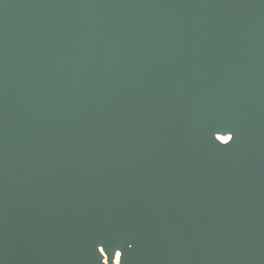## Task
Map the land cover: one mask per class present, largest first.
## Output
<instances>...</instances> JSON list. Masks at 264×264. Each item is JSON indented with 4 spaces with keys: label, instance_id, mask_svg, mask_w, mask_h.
Segmentation results:
<instances>
[{
    "label": "water",
    "instance_id": "1",
    "mask_svg": "<svg viewBox=\"0 0 264 264\" xmlns=\"http://www.w3.org/2000/svg\"><path fill=\"white\" fill-rule=\"evenodd\" d=\"M117 253L264 264V0H0V264Z\"/></svg>",
    "mask_w": 264,
    "mask_h": 264
},
{
    "label": "bare ground",
    "instance_id": "2",
    "mask_svg": "<svg viewBox=\"0 0 264 264\" xmlns=\"http://www.w3.org/2000/svg\"><path fill=\"white\" fill-rule=\"evenodd\" d=\"M221 140H225L227 137H219ZM115 264H118V253L116 254L115 257Z\"/></svg>",
    "mask_w": 264,
    "mask_h": 264
}]
</instances>
